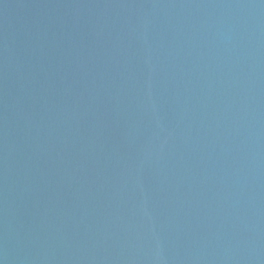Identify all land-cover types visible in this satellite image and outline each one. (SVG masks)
<instances>
[{"label":"water","instance_id":"1","mask_svg":"<svg viewBox=\"0 0 264 264\" xmlns=\"http://www.w3.org/2000/svg\"><path fill=\"white\" fill-rule=\"evenodd\" d=\"M0 264H264V0H0Z\"/></svg>","mask_w":264,"mask_h":264}]
</instances>
